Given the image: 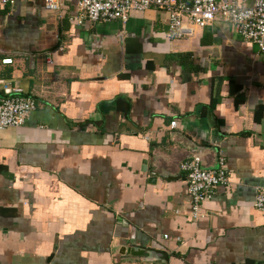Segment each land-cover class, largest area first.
I'll return each instance as SVG.
<instances>
[{"label":"crops","instance_id":"obj_1","mask_svg":"<svg viewBox=\"0 0 264 264\" xmlns=\"http://www.w3.org/2000/svg\"><path fill=\"white\" fill-rule=\"evenodd\" d=\"M77 16L76 0L0 6V95L35 100L0 130V264L262 261L264 54L217 20L170 39L156 7ZM193 154L210 168L222 155L230 180L196 217L181 169Z\"/></svg>","mask_w":264,"mask_h":264},{"label":"built area","instance_id":"obj_2","mask_svg":"<svg viewBox=\"0 0 264 264\" xmlns=\"http://www.w3.org/2000/svg\"><path fill=\"white\" fill-rule=\"evenodd\" d=\"M17 0H0V6H12ZM31 1V0H30ZM79 19L90 21H126L134 11L149 7L166 10L169 15L167 37L183 39L194 34L196 27L220 21L234 29L242 39L254 44L264 54V0H76ZM49 11H59L64 0H42ZM4 59L3 62H10ZM14 87L7 95H0V130L23 125L35 108V100ZM174 125V124H173ZM189 195L190 212L199 216L200 204L209 200L216 188L228 185V169L222 155L217 165L207 167L201 154H193L181 163ZM254 206L264 208V187L257 189ZM255 264H264V259Z\"/></svg>","mask_w":264,"mask_h":264},{"label":"water","instance_id":"obj_3","mask_svg":"<svg viewBox=\"0 0 264 264\" xmlns=\"http://www.w3.org/2000/svg\"><path fill=\"white\" fill-rule=\"evenodd\" d=\"M123 250L126 252V253H129V254H133V255H141L143 252H146L148 253V260H151L152 258H154L155 256H152L153 254H163L164 253L162 251H159V250H155L153 248H138V247H133V246H130V247H124L123 246ZM167 257H165L164 259L166 260Z\"/></svg>","mask_w":264,"mask_h":264}]
</instances>
